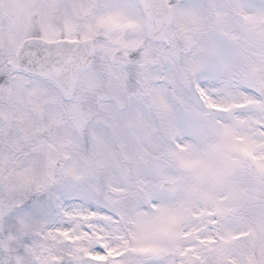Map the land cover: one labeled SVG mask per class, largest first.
<instances>
[{
	"label": "snow or ice",
	"instance_id": "obj_1",
	"mask_svg": "<svg viewBox=\"0 0 264 264\" xmlns=\"http://www.w3.org/2000/svg\"><path fill=\"white\" fill-rule=\"evenodd\" d=\"M0 264H264V0H0Z\"/></svg>",
	"mask_w": 264,
	"mask_h": 264
}]
</instances>
